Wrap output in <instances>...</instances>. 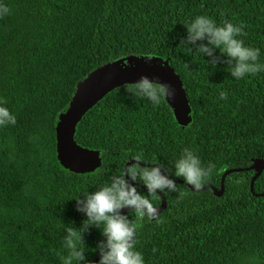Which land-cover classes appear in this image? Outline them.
Returning <instances> with one entry per match:
<instances>
[{"label":"trees","instance_id":"obj_1","mask_svg":"<svg viewBox=\"0 0 264 264\" xmlns=\"http://www.w3.org/2000/svg\"><path fill=\"white\" fill-rule=\"evenodd\" d=\"M0 3L9 8L0 16V101L16 116L14 125L0 127V264H61L67 228L82 229L85 254L94 260L102 228L85 223L77 200L135 152L159 161L185 193L177 199L157 190L151 198L158 206L164 194L166 207L137 228L145 264H264V167L255 179L251 168L256 161L264 166V72L235 79V61L219 48L197 52L206 38L182 43L196 15L243 23L240 38L259 48L264 62V0ZM131 57L168 61L185 91L188 121L177 118L166 92L153 106L119 84L76 124L74 140L98 152V168H66L57 150L61 112L92 72ZM219 90L226 99H218ZM184 147L214 165L202 186L220 189L227 169H243L226 174L221 195L193 189L172 175Z\"/></svg>","mask_w":264,"mask_h":264},{"label":"clouds","instance_id":"obj_2","mask_svg":"<svg viewBox=\"0 0 264 264\" xmlns=\"http://www.w3.org/2000/svg\"><path fill=\"white\" fill-rule=\"evenodd\" d=\"M8 13V6L0 3V16ZM185 25L187 40H182V43H194L206 38L208 43L198 47L197 52L211 55L212 48H219L221 53L235 61L230 68L235 79L264 72V62L258 59L260 49L246 44L240 38L244 32L243 23L234 24L229 20L218 23L208 15H196ZM122 88L132 96L141 97L157 106L167 86L141 75L134 82L124 83ZM226 97L227 92L219 90L218 99ZM15 123V114L0 101V127ZM129 160L132 162L128 163ZM172 166V175L182 178L183 183L191 185L193 189H200L214 168L211 162L203 163L190 147L182 148L172 160ZM136 184L143 185L145 191L138 190ZM157 190L175 193L177 199L185 195L184 191L178 189L177 183L161 171L159 161L149 160L142 152L132 153L119 172L100 183L96 190L85 191L82 201L77 200V210L82 211L87 218L85 223L102 228L104 239L92 249L99 259L93 261L87 258L82 229L67 228L62 241L64 254L59 256L61 264H145L142 251L135 247V237L140 223L157 214L158 209L151 199L156 197ZM125 208L128 210L126 213L120 211Z\"/></svg>","mask_w":264,"mask_h":264},{"label":"water","instance_id":"obj_3","mask_svg":"<svg viewBox=\"0 0 264 264\" xmlns=\"http://www.w3.org/2000/svg\"><path fill=\"white\" fill-rule=\"evenodd\" d=\"M127 61L128 63L130 62V65H127L128 63L126 64L124 61H117L92 72L83 82L79 83L71 102L61 112L56 125L57 150L59 160L66 168L82 173L91 172L98 168L100 164L98 152L83 147L74 140L76 124L81 116L110 89L119 84L134 82L138 80L141 75H146L155 82L166 85V96L174 108L177 118L182 122L188 121L186 94L179 76L169 65L168 61L155 58L149 59L147 57H131ZM263 167L260 161H256L251 166V168L256 170L254 179L261 174ZM241 169L243 168L237 167L227 169L222 176L220 189L207 184L196 190H204L208 187H212L218 195H221L224 191L223 183L226 174L233 170ZM161 171L164 172L162 168ZM254 179L251 182L252 189ZM136 185L138 186L140 184ZM162 195L163 199L161 204L156 206L158 209L157 214L162 212L166 207L165 196L164 194ZM124 210H126V208L120 211L123 212ZM98 259L99 256L94 260Z\"/></svg>","mask_w":264,"mask_h":264},{"label":"rangeland","instance_id":"obj_4","mask_svg":"<svg viewBox=\"0 0 264 264\" xmlns=\"http://www.w3.org/2000/svg\"><path fill=\"white\" fill-rule=\"evenodd\" d=\"M149 59H152V58H149ZM124 63H128V61H124ZM127 65H130V62L127 64ZM127 65H124V66H127ZM143 66H145V65H143Z\"/></svg>","mask_w":264,"mask_h":264}]
</instances>
